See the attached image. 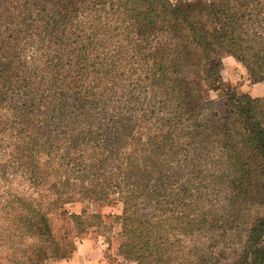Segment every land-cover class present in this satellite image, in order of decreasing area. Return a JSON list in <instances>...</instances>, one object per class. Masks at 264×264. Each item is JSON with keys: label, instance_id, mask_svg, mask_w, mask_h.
<instances>
[{"label": "trees", "instance_id": "1", "mask_svg": "<svg viewBox=\"0 0 264 264\" xmlns=\"http://www.w3.org/2000/svg\"><path fill=\"white\" fill-rule=\"evenodd\" d=\"M225 54L264 82V0H0V264L69 258L86 211L60 212L112 197L198 251L142 233L134 256L264 264V99L225 85Z\"/></svg>", "mask_w": 264, "mask_h": 264}, {"label": "rangeland", "instance_id": "2", "mask_svg": "<svg viewBox=\"0 0 264 264\" xmlns=\"http://www.w3.org/2000/svg\"><path fill=\"white\" fill-rule=\"evenodd\" d=\"M180 2L186 6L191 4L193 0H180ZM27 55L32 61L37 58L39 60V62L37 61V65L40 63L43 64L46 61L45 58L42 59V51L35 52L31 49ZM222 64L223 71L221 74L223 81L235 94L239 96H250L251 99H264V82H255L248 75L246 69L228 54H225L222 58ZM47 82H49V79H45V83ZM207 98L215 103L223 101L222 98H219L213 92H208ZM260 110L264 112V103L260 105ZM14 141V139L9 138L7 143L11 142L13 144ZM7 143H3L1 152L4 153L2 155H6V152H9L6 150ZM218 165L221 169L222 165L220 163ZM15 190L21 191L19 194H32V191L26 185L23 188L18 182H14L13 186L10 185L7 188L10 194H13ZM34 196L36 198V195ZM164 208L166 207L164 206ZM81 210L86 211L84 215L86 224H84L79 232L72 231L69 236L71 242L76 245V249L84 245L87 246L83 251V255H87L88 257L86 256V258H89L91 255L96 256L98 259H93V261L100 260L105 264H155V260L149 258V252H139L138 255L134 256L127 249L125 250L123 248L129 240H134L133 245L135 248L144 251L146 249V238L142 233L149 235V242L153 241L150 238H155L156 235H160L162 237V240H159L161 242L158 241L160 244L154 241L150 247L153 246L151 248H154L159 246L166 254L170 252L178 253L180 254L178 256L179 259L182 256L185 257L191 250H193L195 257L196 253H198L197 249H194L197 244L193 239L187 238L177 231L170 233L167 231V228L158 229L156 227V221L160 213L156 212L153 208L145 209L140 214L148 213V225L144 223L145 220L141 216L133 217L129 215L130 218L129 216H125V205H123L121 200H115L113 197L110 199V203L106 205L86 203L67 204L60 214L62 217L70 215L81 216ZM72 227L74 228L73 225L67 226V228ZM164 236L167 237L165 246L161 244ZM198 247L203 249L205 246H200L198 243ZM73 256L72 254L67 259L51 262L50 264H71ZM232 257L230 256L229 258ZM160 260L164 261L163 264H168L167 255L162 256Z\"/></svg>", "mask_w": 264, "mask_h": 264}, {"label": "crops", "instance_id": "3", "mask_svg": "<svg viewBox=\"0 0 264 264\" xmlns=\"http://www.w3.org/2000/svg\"><path fill=\"white\" fill-rule=\"evenodd\" d=\"M86 247L87 246L84 245L76 249V252L73 256L71 264H105L104 262H101L100 260L93 261V259L94 260L98 259L96 256L91 255L89 258H86L87 255L86 256L83 255V251Z\"/></svg>", "mask_w": 264, "mask_h": 264}]
</instances>
